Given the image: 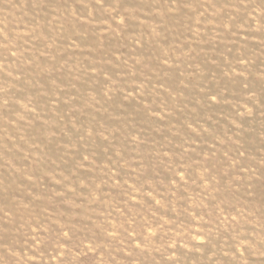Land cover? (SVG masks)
Segmentation results:
<instances>
[{"label":"rangeland","instance_id":"374dc122","mask_svg":"<svg viewBox=\"0 0 264 264\" xmlns=\"http://www.w3.org/2000/svg\"><path fill=\"white\" fill-rule=\"evenodd\" d=\"M0 264H264V0H0Z\"/></svg>","mask_w":264,"mask_h":264}]
</instances>
